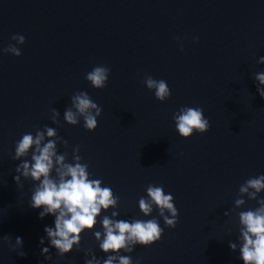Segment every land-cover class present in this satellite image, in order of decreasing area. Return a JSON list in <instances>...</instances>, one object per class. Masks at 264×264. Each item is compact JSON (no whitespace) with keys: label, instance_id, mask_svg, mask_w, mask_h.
<instances>
[{"label":"water","instance_id":"1","mask_svg":"<svg viewBox=\"0 0 264 264\" xmlns=\"http://www.w3.org/2000/svg\"><path fill=\"white\" fill-rule=\"evenodd\" d=\"M14 34L26 37L16 45L20 57L2 51L16 43ZM262 56L264 0H0V264H85L90 251L103 264L94 232L103 235L104 215L156 218L164 228L155 244L121 250L133 264H243L229 242L239 247L237 213L258 207L240 195V185L264 174V98L257 91L264 85L255 79L264 72ZM98 65L111 69L104 89L85 78ZM146 75L165 80L171 97L156 99ZM80 91L103 109L95 131L83 127L82 117L76 126L64 119L68 108L76 111L71 97ZM181 107H202L210 130L181 137L173 119ZM46 125L68 141H57L66 163L81 156L89 178L120 197L102 209L78 248L65 257L51 248L52 261L42 248L50 247L44 229L55 218L40 219L42 209L29 206L34 182L21 177L23 188L16 184L22 161L12 159L22 135ZM150 184L175 197L176 228L165 225L158 207L148 216L139 209ZM237 198L245 200L239 208ZM4 236L13 245L21 237L23 249L13 251Z\"/></svg>","mask_w":264,"mask_h":264},{"label":"clouds","instance_id":"2","mask_svg":"<svg viewBox=\"0 0 264 264\" xmlns=\"http://www.w3.org/2000/svg\"><path fill=\"white\" fill-rule=\"evenodd\" d=\"M198 41V37L195 38ZM15 44H9L3 48L4 53H10L16 57L22 55V51L17 44L26 43V37L14 34L11 37ZM181 44V51H183ZM259 63L264 64V56L259 58ZM111 69L104 65L95 66L87 72L85 78L96 89H104L109 81ZM255 79L259 85H264V72L255 74ZM149 90H154L156 99L161 102L168 100L172 91L163 79H154L151 75H146L143 81ZM259 95L264 98V87H257ZM72 106L76 109L68 108L64 113V119L68 124L76 126L83 118V127L88 131H95L98 127V117L102 115V107L96 103L86 91L75 93L72 97ZM51 119L53 123L59 124V111L53 108ZM176 130L185 139L191 138L195 133L205 134L211 128V122L204 115L202 107H181L174 114ZM62 127V125H61ZM47 137H55L49 139ZM57 141H61L67 146L68 141L58 135L56 128L48 127L43 130L36 129L35 135L24 133L22 138L15 144V154L13 160L22 161L15 168L14 180L18 186L23 188L21 177L34 182L31 189L32 195L29 206L33 209H42L39 212L40 219L52 215L54 227L46 226L44 231L50 247L42 248V255L48 261L53 260L51 248L56 249L59 257L78 248L82 241V234L92 231L98 223L97 218L101 215L102 209L107 211L110 207H115L120 199L113 196V190L109 186L101 187L102 180L89 178V164L81 162L82 157L73 156V163H66L65 154H57ZM43 142V143H42ZM75 151H80V146L75 147ZM30 156V160L27 159ZM23 158V159H22ZM264 191V174L248 178L239 187L241 196L247 194L248 198L257 201L258 207L239 211L237 213L239 223V247L236 242H229L233 252L239 251V259L243 264H264V198H258V194ZM139 209L145 215H151L153 207L159 209V215L163 217L168 228H176L179 223L180 212L175 205V197L166 194L163 185L150 184L147 186V198L139 199ZM236 208L245 204V200L237 198L234 201ZM167 210L168 215L165 214ZM112 216L119 215L113 211ZM225 215H229L225 212ZM103 235L100 231H95L94 235L99 241V249L106 254L103 264H114L118 260L119 264H133L130 256L120 255L124 252L132 251L129 244L139 243L145 247L151 246L160 241L164 235V228L160 226L158 219L149 220H113L108 215L102 219ZM3 239L11 246L13 251L23 249V239L15 238L12 244L11 236H4ZM45 243V237L40 238V244ZM91 259H86L85 264H101V260L93 253L89 252ZM20 256L27 255L21 251Z\"/></svg>","mask_w":264,"mask_h":264}]
</instances>
